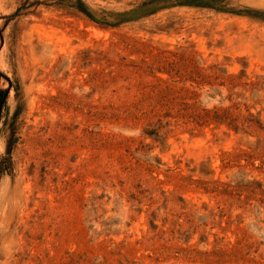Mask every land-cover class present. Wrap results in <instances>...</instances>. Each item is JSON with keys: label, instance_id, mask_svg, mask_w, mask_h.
Instances as JSON below:
<instances>
[{"label": "rangeland", "instance_id": "obj_1", "mask_svg": "<svg viewBox=\"0 0 264 264\" xmlns=\"http://www.w3.org/2000/svg\"><path fill=\"white\" fill-rule=\"evenodd\" d=\"M148 1L0 0V264H264V0Z\"/></svg>", "mask_w": 264, "mask_h": 264}, {"label": "trees", "instance_id": "obj_2", "mask_svg": "<svg viewBox=\"0 0 264 264\" xmlns=\"http://www.w3.org/2000/svg\"><path fill=\"white\" fill-rule=\"evenodd\" d=\"M178 3H188V4H199V5H207L208 2H205V0H176ZM148 2H153V0H150ZM76 8L83 12L84 14H86L88 17H90L91 19H94L93 14L89 11L88 7L84 4V2H82V0H77V5ZM107 19V18H105ZM108 21V20H105ZM107 24L111 25V23L106 22ZM196 117L199 120H205V121H210V120H214L216 122H220V123H227L229 126L233 127L234 129H242L246 132V128H250L252 127V124H255L256 122H258V120L255 119L253 114H250V118H247L244 121H241V117L240 115L235 114L233 111H231V109H216V110H208L205 112H200L196 115ZM248 123L247 125L245 123ZM7 161H9V163L11 162V158H8ZM5 167H8L5 165ZM5 168V169H6Z\"/></svg>", "mask_w": 264, "mask_h": 264}]
</instances>
